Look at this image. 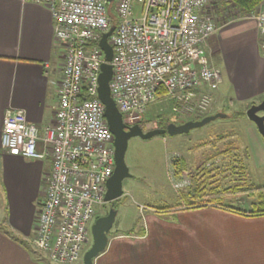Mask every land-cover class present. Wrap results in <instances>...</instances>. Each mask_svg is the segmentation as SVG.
Here are the masks:
<instances>
[{
    "label": "built area",
    "instance_id": "2783aa9c",
    "mask_svg": "<svg viewBox=\"0 0 264 264\" xmlns=\"http://www.w3.org/2000/svg\"><path fill=\"white\" fill-rule=\"evenodd\" d=\"M18 1L49 10L54 38L64 50L61 79L54 123L39 130L23 110L8 109L0 146L27 158L50 157L33 243L54 263L76 264L94 214L105 203L114 165L113 135L97 97L102 33L114 26L108 36L110 95L123 122L141 124L155 103H169L178 115L209 110L222 74L203 46L217 30L218 16L210 0ZM251 17L264 38V4Z\"/></svg>",
    "mask_w": 264,
    "mask_h": 264
},
{
    "label": "crops",
    "instance_id": "0c3cea01",
    "mask_svg": "<svg viewBox=\"0 0 264 264\" xmlns=\"http://www.w3.org/2000/svg\"><path fill=\"white\" fill-rule=\"evenodd\" d=\"M263 41L251 16L218 24L203 47L222 74L220 85L227 82L232 94L220 92L219 85L211 102L216 93L229 103L264 99ZM63 53L43 4L0 0V133L8 109L23 110L39 130L54 123ZM37 148H42L40 142ZM243 149L247 169L264 165V149L252 157L245 145ZM50 166L49 156L27 158L0 146L4 208L0 264H46L41 251L35 248L33 254L26 242L28 238L33 242L43 180ZM126 194L123 190L122 196ZM196 200L164 211L145 204L143 211L139 209L138 227L116 228L120 233L108 237L94 264H264V214L251 215L249 207L234 210ZM235 222L255 229L238 235L233 230Z\"/></svg>",
    "mask_w": 264,
    "mask_h": 264
},
{
    "label": "rangeland",
    "instance_id": "374dc122",
    "mask_svg": "<svg viewBox=\"0 0 264 264\" xmlns=\"http://www.w3.org/2000/svg\"><path fill=\"white\" fill-rule=\"evenodd\" d=\"M219 91L225 95L232 94L227 82L220 85ZM219 99L216 93L207 113L219 110L226 115L224 117H216L185 133L175 135L165 133L147 139L134 136L128 140L124 160L130 176L124 178L122 183L123 190L127 194L119 197V201L114 206L116 213L112 230L139 225L138 219L141 217L139 209L143 211L146 205L165 206L168 210L183 205L185 201L197 199L200 202V198L202 200L214 198L217 202L223 203L221 206L248 208L250 202L257 199L259 194L262 193L264 197V165L261 168L250 165L247 169V159L243 149L245 145L251 157L255 151L264 149V134L245 115V109L255 100L238 102V105L237 102H227V98L224 97ZM168 105L167 102L151 105L147 112L151 110L153 113H159L160 116L140 122L143 124V130L156 127L161 121L169 123L170 120L175 123L192 117L186 114H172ZM165 123L163 126L167 124ZM219 134L228 136L218 139ZM228 141L233 143L229 149H225L224 146ZM232 144L237 148H233ZM216 148L221 150V153L206 159L214 154ZM241 167L246 169L247 174L243 173ZM173 173H177L179 179L174 177ZM240 179L246 183H241ZM251 183L259 187L251 189ZM224 188L228 189L224 191ZM2 195L3 191L0 189V216L4 214ZM107 210L108 205L105 202L96 210L94 216L103 215ZM206 221L213 222L211 218H207ZM253 228L255 229L235 222L233 230L239 235L244 231L250 232ZM1 229L7 231L5 227ZM91 242L90 234L83 252ZM26 244L34 254L33 249L36 247L32 240L30 242L28 238ZM40 253L45 263L51 264L47 255L43 251ZM80 262L81 259L76 264Z\"/></svg>",
    "mask_w": 264,
    "mask_h": 264
},
{
    "label": "water",
    "instance_id": "95a60500",
    "mask_svg": "<svg viewBox=\"0 0 264 264\" xmlns=\"http://www.w3.org/2000/svg\"><path fill=\"white\" fill-rule=\"evenodd\" d=\"M114 26L102 33L98 45L103 52V62L100 63L98 74L97 97L104 105V118L108 129L113 135L114 153H113V169L110 176L105 182V191L103 199L106 203L111 204L112 201L119 198L123 194V179L130 176L129 169L125 163L124 156L127 148L128 140L131 137L138 136L143 139L150 138L154 135H175L185 133L193 127L201 126L216 117H224V113L215 112L206 115L199 120H186L183 123L176 124L169 122L163 127H154L143 130L139 125H127L123 122L122 114L113 101L109 91V80L112 74V67L109 61L112 57V46L108 42V36L112 33ZM247 119L254 122L258 130L264 134V99L251 103L245 109ZM115 209L110 207L107 213L96 217L91 226L90 234L92 242L90 246L83 252L82 264H94V259L106 247L108 243V232L112 227L115 218Z\"/></svg>",
    "mask_w": 264,
    "mask_h": 264
},
{
    "label": "trees",
    "instance_id": "16d2710c",
    "mask_svg": "<svg viewBox=\"0 0 264 264\" xmlns=\"http://www.w3.org/2000/svg\"><path fill=\"white\" fill-rule=\"evenodd\" d=\"M210 2H211V5H214L216 7L215 13L218 16V24L225 23V22H227L229 20L236 19V18L256 15L258 13L259 9L264 4V0H210ZM112 23H114V22H112ZM82 97H88L87 94L85 93V91L82 92ZM243 109H245V107ZM212 113H214V112L204 113V114H200V115H195V114L189 113V114H186V115L192 116L191 118H185V120H181V121H178V122H175V123H183V122H185L186 120H189V119H192V120L201 119L205 115L212 114ZM176 115H178V114H176ZM158 116H160L159 113H153V111L151 112V110H149V112L146 111L144 113V120H146V119L148 120V119H151L153 117L156 118ZM161 125L162 124H159V126H161ZM227 136L228 135H226V134H219L217 136V138L218 139H222V138H225ZM229 141L227 142V145L224 146L225 149H229L231 147V143H233V142L232 141L229 142ZM232 147L233 148H237L234 145ZM219 153H221V150H218L216 148L214 150V154L206 157V159L207 158H211L212 156L217 155ZM177 157H176V159H178ZM197 168H198V166H197ZM182 169L183 168H181V170ZM242 169H243L242 170L243 173L247 174V172L245 171L246 169H244V168H242ZM240 182L241 183L242 182L246 183V181H243V180H241ZM191 185H192V183H191ZM258 187L259 186H256L253 183H251V187H250L251 189L258 188ZM227 189L228 188H224V191H226ZM117 201H119V198L115 199L112 204L115 206ZM201 201H203V202H213L214 201V203L216 202L219 205L223 204V203L217 202V200L214 199V198H209L208 200H201ZM185 203H186V205L189 206V204H193V201H185ZM224 207L230 208V209H234V210H239L238 207L227 206V205H224ZM153 208L164 211L168 207L159 205V206H153ZM249 209H250V211H248V213L251 214V215L264 214V197H263L262 193L257 196V199L252 200L250 202ZM97 216L98 215H96V217ZM3 232H5V231H3ZM119 233H120L119 230H112L111 229L108 232V237L112 236V235H115V234H119ZM80 264H82V259H81Z\"/></svg>",
    "mask_w": 264,
    "mask_h": 264
},
{
    "label": "flooded vegetation",
    "instance_id": "af4514ba",
    "mask_svg": "<svg viewBox=\"0 0 264 264\" xmlns=\"http://www.w3.org/2000/svg\"><path fill=\"white\" fill-rule=\"evenodd\" d=\"M163 123H165L164 121H161V122H159L158 124H156V127H163ZM167 123V122H166ZM165 123V124H166ZM159 124H162L161 126H159ZM138 125H140L142 128H143V124H138ZM165 126V125H164ZM153 128V127H152ZM113 203V201L111 202V204H109V203H107V205H108V210L110 209V207H114V205L112 204ZM108 210L105 212V213H107L108 212ZM94 218H95V216H94Z\"/></svg>",
    "mask_w": 264,
    "mask_h": 264
}]
</instances>
